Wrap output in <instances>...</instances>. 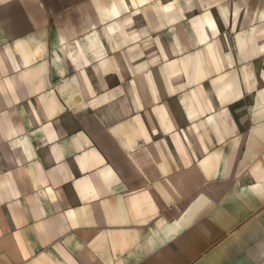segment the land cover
Returning <instances> with one entry per match:
<instances>
[{"label":"crops","instance_id":"obj_1","mask_svg":"<svg viewBox=\"0 0 264 264\" xmlns=\"http://www.w3.org/2000/svg\"><path fill=\"white\" fill-rule=\"evenodd\" d=\"M0 264H264V0H0Z\"/></svg>","mask_w":264,"mask_h":264}]
</instances>
